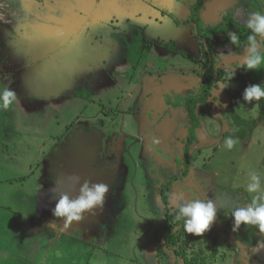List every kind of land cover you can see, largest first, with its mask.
<instances>
[{"label": "rangeland", "instance_id": "obj_1", "mask_svg": "<svg viewBox=\"0 0 264 264\" xmlns=\"http://www.w3.org/2000/svg\"><path fill=\"white\" fill-rule=\"evenodd\" d=\"M38 1L44 3L37 6ZM80 1L83 3L0 0V89L7 87L17 93V100L8 109H0V211L30 217L25 221L4 220L9 224L1 228L0 264H41L43 260L45 264H186L184 255L197 264H264V233L244 224L233 231L229 208L243 207L233 200L237 190L246 191L251 173L260 177L264 190V120L259 121L250 139L243 141L226 135L230 128L222 115V110L233 103L241 117L259 119L258 101H243L244 88L236 81L245 74L243 62L248 49L238 55L222 45L213 47L214 76L229 84L219 94V106L211 99L197 106L202 125L187 156L191 117H187L186 109L183 105L176 109L175 103L168 106L170 121L162 108L159 112L151 102L158 104L153 98L176 100L179 95L170 78L180 81L179 72L186 74L187 92H196L201 84L200 71L208 66V56L203 55L190 20L191 0L186 4L182 1L178 9L173 8L174 0H168L171 5L167 6L157 0H135L128 12L123 11L122 1ZM256 1L264 14V0ZM252 2L210 0L201 18L207 27H218L227 8L239 4L234 17L245 24L249 14L257 12ZM68 5L75 18L84 22V32L87 29L89 33L85 44L91 40L90 50H106L101 54L102 59L105 57L103 66L95 73L97 80L86 69L73 66L74 60L68 57H59L56 62L35 55L45 18L56 15L60 24L76 25L66 12ZM163 7L175 9L181 19L186 16L188 20L182 28L188 33L181 42L185 57L166 52L155 43L168 34L161 26L163 17L174 21ZM135 11L141 12L143 21L131 20ZM160 27L166 35L160 33ZM62 28L61 40L66 35L65 26ZM98 28L102 39L107 40L95 45L92 35L96 36ZM24 34L34 39L25 42ZM109 49L112 59L107 63ZM130 60L132 66H128ZM57 66L64 82H54V73L46 75L52 83H48V91L34 75L35 67L54 72ZM151 72L162 86L151 85L147 77ZM231 72L235 76L228 79ZM183 100L179 98V104ZM228 137L236 141L231 149L225 146ZM6 142L10 149L4 146ZM80 143L86 146L84 150ZM62 168L81 174L86 168V176L80 178L73 171L67 178ZM53 171L62 180L60 188L50 185ZM85 180L109 185L103 209L86 212L81 221L72 222L59 236L64 221L54 218L52 209L62 194L77 197ZM69 181L76 184V192ZM247 193L251 200L256 195ZM197 198L212 199L219 208L210 228L199 236L187 233L183 221L177 224L173 215L174 207ZM223 209L228 210L225 218ZM167 214L172 218L173 244L164 241ZM51 220L55 229L47 224ZM250 235L256 243L247 241ZM53 237L58 239L56 245L47 248Z\"/></svg>", "mask_w": 264, "mask_h": 264}, {"label": "clouds", "instance_id": "obj_2", "mask_svg": "<svg viewBox=\"0 0 264 264\" xmlns=\"http://www.w3.org/2000/svg\"><path fill=\"white\" fill-rule=\"evenodd\" d=\"M250 34L247 37V55L244 58L245 70H256L264 65V14L259 12L250 13L245 21ZM228 38L232 44H238V36L229 32ZM235 72L228 74V79H232ZM229 83L219 81L212 89L211 100L216 105H220L219 94L228 86ZM215 97L217 99H213ZM264 98V86L261 84H249L242 93L243 101L252 103L254 100L259 101ZM17 100V93L11 88L0 89V109H8ZM236 141L228 137L225 140V146L228 149L233 148ZM246 191L255 193L251 203L243 207H232L230 215L233 218L232 230L236 231L241 224L255 226L260 232L264 233V190L261 189L260 177L250 174V182L246 185ZM109 192V185L105 183H96L85 180L79 189V195L70 198L67 194H62L56 201L55 207L52 209L54 218H62L64 221V231L72 222H79L84 218L86 212H95V209H103L106 194ZM223 207V205H220ZM219 211L214 200L189 199L186 203L174 207L173 215L177 224L183 221V229L189 234L202 235L210 228V225ZM48 226L56 228L54 220L47 222Z\"/></svg>", "mask_w": 264, "mask_h": 264}, {"label": "flooded vegetation", "instance_id": "obj_3", "mask_svg": "<svg viewBox=\"0 0 264 264\" xmlns=\"http://www.w3.org/2000/svg\"><path fill=\"white\" fill-rule=\"evenodd\" d=\"M122 2H121V7H122V9H123V11L124 12H128V11H131L130 10V4H132V3H134L135 2V0H121ZM138 1V0H137ZM182 1H184L185 2V4H186V0H174V7L173 8H175V9H178V8H180V6L182 5L181 3H182ZM197 0H191V13H192V15L190 16L191 18H190V20H191V22H192V24H193V29H194V31H195V33H196V38H197V40L198 41H200V46L202 47L201 48V50H202V52H204V54L203 55H207L208 56V61H207V63H208V66H205V68H204V70L203 71H200V75H201V77H202V80H201V84H200V86H199V88H198V90L196 91V92H192V93H190V92H187V87H186V74H184L183 72L181 73V72H179L180 74H181V80L180 81H177L176 79H174V78H170V82L172 83V85H173V88L175 89V91H177V94L179 95L177 98H176V100L174 101V102H169V101H165V99L163 98V99H161V100H159V99H157V98H153V100L154 101H159L158 102V104H155V103H152L151 102V104L154 106V108L155 109H158V111L160 112V109L162 108V111L163 112H165L166 113V117L167 118H165L166 120H170L171 121V119H172V117L170 118V116H169V114H168V109H170L168 106H170L171 104H173V103H175V105H176V109H177V107H180V108H182V105H183V107H184V109H186V112H187V117H191L190 116V113H189V110H188V108H187V101H188V99L190 98V97H193V98H198V97H200L201 96V94L203 93V86H204V79H205V73H206V71L208 70V69H211L212 68V70H213V77L214 78H219L218 76H214V52H213V47L215 46V45H222L224 48H230V47H227V46H225L224 45V39H226V35L228 34V33H226V32H221L220 31V33H221V35L222 34H225V36L222 38V36H220L219 35V31H217L216 32V34H218V36H219V39L221 40V41H216L215 43H213V44H210V40H211V38H210V36L209 37H207L206 35L205 36H203L202 35V33H203V31H206V33H208V31L210 32V31H214V30H216V29H218V28H223L224 27V23H225V13H226V11L228 10V9H230V8H233V7H235L236 8V12H237V7L239 6V4L238 5H236V6H231V7H228L227 8V10L225 11V13L223 14V21L219 24V26L218 27H212V26H209V27H207L205 24H204V22H203V20H202V18H201V12H202V10L206 7V5H205V7L204 8H202V9H200V11H199V13L198 14H196L195 16H193V11H192V6L194 5V3L196 2ZM210 1V0H209ZM256 1V0H255ZM39 3H38V5L37 6H40L42 3H44V2H40V1H38ZM157 2L158 3H160V4H165L166 6H167V4L168 5H171L169 2H168V0H157ZM256 2H258V1H256ZM136 3V2H135ZM207 3H208V1H207ZM206 3V4H207ZM143 4V2H141V4H140V6ZM259 4V3H258ZM15 4H10V6H14ZM145 5H146V3H145ZM252 5L254 6V4H253V2H252ZM35 7V6H34ZM260 8V7H259ZM141 9V8H140ZM163 9V12L165 13V11L166 12H168V13H171V16L173 17V19H174V21L173 20H169L168 18H165V17H163V19L161 18V17H159V18H161L162 19V21H164V22H162L163 23V25H161V26H164V27H166V30H167V35L164 33V31H163V28H162V31H161V27H160V33L161 34H163V35H166V37H159L156 41H155V43H156V45L157 46H159V47H163L164 49L163 50H165L166 52L168 51V50H170L172 53H175V54H179L180 55V53L181 54H183L182 56H184L185 57V53L186 52H184V49H182L181 48V42H182V39L183 38H185L186 39V37H187V35H188V33H186V30H184V29H182V28H185L186 27V24H188V20L186 19V16H185V19L183 20V19H181L180 18V12H177L175 9H174V11H172V10H170V9H167V8H162ZM261 9V8H260ZM154 9H152V11H153ZM258 10V9H257ZM135 12H137V13H132L131 14V20L133 19L134 21H143L144 20V18L142 17V14H141V12H140V14H139V12L138 11H135ZM236 12H235V14H236ZM151 13V12H150ZM163 13V14H164ZM172 13H175V14H172ZM137 14V15H136ZM235 14L233 15V17L235 16ZM165 15V14H164ZM127 16H130V15H127ZM158 17V16H157ZM177 20H176V19ZM234 19H235V17H234ZM130 19H129V22H132ZM190 22V21H189ZM76 24H77V28L75 27V25H74V27H75V34H80V35H82V36H85L86 38H89V33H88V31H87V29H85L86 30V33L84 32V29H83V23H81V20H77V18H76V22H75ZM161 23V24H162ZM158 24H159V22H158ZM180 24V25H179ZM181 31V32H180ZM180 32V33H179ZM211 33V32H210ZM93 36V40H94V44L96 45V44H100L101 42H103V43H106V41L105 40H107V37H105V39H102V37H103V33L101 34V29L100 28H98V30L96 31V36L95 35H92ZM91 36V37H92ZM161 38V39H160ZM222 39H223V42H222ZM185 41V40H184ZM88 42H91V40L89 39L88 40ZM87 42V45H89V46H87L86 44H85V46L84 47H86V51H87V54H88V51H91L92 53H89V54H92V55H96V53H97V57H96V59H95V61L93 62V63H91L90 64V70L88 69V66L86 67L85 65H83V66H81L80 68H84V69H86L85 70V72L87 71V72H89V74H90V77L92 76V79H95V80H97L96 78V75H95V73H97V71L96 70H98V66L100 67V68H102V61L105 59V57L102 59V56H101V54L104 52V55H105V52H106V50L105 51H103V50H101L100 48H94V49H92V50H90V44ZM246 48H247V45H245L244 46V48L242 49V50H240V51H238V50H236V49H232V51L235 53V54H238V55H241L243 52H245L246 51ZM231 49V48H230ZM110 50L111 49H109L108 50V53H109V55L107 56V59H106V61H104V62H107L108 63V61L109 60H111L112 59V57H111V55H110ZM125 57H128L127 56V53H126V56ZM196 57H192V60L193 61H196ZM132 60V59H131ZM131 60L129 61V63H128V66H132V62H131ZM101 61V62H100ZM84 64V63H83ZM244 67V66H243ZM138 69V68H137ZM245 69V68H244ZM153 72V71H152ZM151 72V74L150 75H148L147 77L148 78H151V80H150V83H151V85L152 86H154V85H163V83H161V80H157V78L156 77H154V75H153V73ZM245 72H246V70H245ZM160 75H162V74H160ZM89 77V78H90ZM96 77V78H95ZM220 80H216V82L214 83V85H213V87L210 89V91L208 92V94H207V97H206V99H204V100H202V101H199V102H197L196 103V109H197V106L198 105H200V104H206V103H208V101L211 99L210 97L212 96V89L217 85V83L219 82ZM181 84H183V85H181ZM188 85H189V83H188ZM195 91V90H194ZM202 97V96H201ZM200 97V98H201ZM179 98H184V100L182 101L183 103L182 104H179V102H178V99ZM164 100V101H163ZM162 103H163V105H162ZM233 106V103H230L224 110H222V115H223V120L225 119L226 121H227V123H228V125H229V122H228V120H227V118H226V113H227V111H228V108L230 107V106ZM173 109H175V106L173 107ZM172 109V110H173ZM196 111V110H195ZM128 112V111H127ZM131 113V112H130ZM237 113V112H236ZM157 114V113H156ZM159 115V114H158ZM196 115H197V117H198V119H199V121H200V125H199V127L197 128V130L201 127V125H202V122H201V119L199 118V116H198V113H197V111H196ZM164 119V120H165ZM170 121H169V125H171V123H170ZM165 122V121H164ZM190 122H191V119H190ZM171 127H172V125H171ZM191 127V126H190ZM229 128H230V131L229 132H231L232 130H231V127H230V125H229ZM197 130H196V132H197ZM78 144V142L76 141L75 142V145H77ZM80 145V147H81V149H83V148H85L86 146L84 145V143L82 144V143H80L79 144ZM88 146H89V144H87ZM83 146V147H82ZM84 150V149H83ZM190 151V150H189ZM88 152V151H87ZM189 156V155H188ZM69 161V160H68ZM187 172V171H186ZM173 182V181H172ZM237 205H239V204H241L242 206H243V204L241 203V202H239L237 199L236 200H233ZM223 211H225L224 209H223ZM227 212H228V210H226ZM165 241V244H166V240H164ZM254 243H256V241H253ZM165 244H164V246H165ZM173 244V243H172ZM185 259V258H184Z\"/></svg>", "mask_w": 264, "mask_h": 264}, {"label": "trees", "instance_id": "obj_4", "mask_svg": "<svg viewBox=\"0 0 264 264\" xmlns=\"http://www.w3.org/2000/svg\"><path fill=\"white\" fill-rule=\"evenodd\" d=\"M207 1L209 0H197L194 5L192 6V11H193V16H195L196 14L199 13L200 9L204 8ZM253 4L254 6L258 9L257 12L262 13L261 9L259 8V4L258 2H256L255 0H253ZM236 12V8H230L226 11L225 13V23H224V27L223 28H218L214 31H208V33H206V31H203L202 35L203 36H207L211 38L210 40V44L215 43L216 41H221L219 39L218 34H216L217 31H221V32H232L235 33L238 36V40L239 43L238 44H232L228 38V34L226 35V39H224V42L222 40V42L224 43L225 46L230 47L231 49H236L238 51L242 50L244 48L245 45H247L248 41H247V37L250 34V30L247 29L246 24H242L239 20H235L233 15ZM239 28V30L237 32H235V29ZM219 78H214L213 77V70L208 69L205 73V79H204V86H203V93L201 94V98H193L190 97L187 101V108L189 110L190 116H191V127H190V134L187 140V146H186V155H189V147L191 145V143L193 142V140L196 137V130L200 125V121L196 115V103L199 101H202L204 99H206L208 92L210 91V89L213 87L214 83L216 82V80H218ZM236 81H239L242 83L243 88H245L247 85L249 84H261L262 86H264V65H262L259 69L256 70H249L245 72V74H241L238 76V78H236ZM258 105H259V119H245L243 117H241L240 115H238L233 106L231 105L228 108L226 115V118L229 122V125L231 127V132H227L226 135L229 136H234L237 138H240L243 141H248L250 139V137L253 135L255 129L258 127L259 125V121L264 120V98H261L258 101ZM186 174V173H185ZM170 185L172 183V181L169 182ZM169 187V186H168ZM237 194H235V198L241 202L243 204V206H247L248 204L251 203V198L249 197L248 193L245 190L239 189L237 190ZM222 218L226 217L227 211H222ZM171 216L169 214H167V227H166V235H165V240L167 244H172L176 242V238L175 235L173 233V224H172V220H171ZM250 238V239H249ZM255 241V237L254 235H250L247 238V241ZM186 264H197L196 260H189L188 257L186 255H184ZM204 263V262H203ZM201 263V264H203Z\"/></svg>", "mask_w": 264, "mask_h": 264}, {"label": "crops", "instance_id": "obj_5", "mask_svg": "<svg viewBox=\"0 0 264 264\" xmlns=\"http://www.w3.org/2000/svg\"><path fill=\"white\" fill-rule=\"evenodd\" d=\"M120 1L121 0H117L118 3ZM79 3H83V2L79 0ZM68 6H69V8H66V12H69V14L71 16H73L72 17L73 20L76 22V18H75L74 14H73L74 11L71 8L72 6H70V5H68ZM32 10L36 11V8L34 7V9L32 8ZM59 17L60 16L56 17V15H55L54 17L49 18V19H46L45 18V20L43 22L45 24L44 29L43 30L40 29L39 30L40 33L39 34L37 33L38 35H42V37H41L38 45L35 46V48H36L35 55L39 54V55H42V58L44 57V58L53 59L56 62L59 61L58 60L59 57H61V59L65 58V57H68V59L74 60L71 63L73 66L75 65V67H79L80 68L81 66L85 65L87 67L88 65H90L91 63H93L95 61V59L97 57V53H96V55H92V54H89V53H92V52L91 51H88V54H87V51H86L87 49H86V47H84L85 46V42H86L85 41L86 40V37L80 35L79 33L78 34H75V27L77 28V24L75 25V27H74V25L71 26V25H66V24L65 25L64 24H60V21L61 20L59 19ZM82 22L83 21L81 20V23ZM63 26H65L66 35H63L62 36V40H61L60 37H59V32H62V33L64 32V29L62 28ZM40 27H43V26H40ZM56 28H58V31L55 30ZM51 38H53V39H51ZM61 42L64 43V44L59 47V45H60ZM32 43H34V41ZM88 43L90 44V42H88ZM87 46H89V45H87ZM54 50H58V51H55L54 52ZM101 50H103V49H101ZM102 54H104V53H102ZM93 59H94V61H93ZM49 68H51V67H49ZM30 69L32 70V68H30ZM35 69L36 70L34 72V75H37L38 76L39 82H42L44 89H46L48 91L50 89V88L48 89V87H47L48 86V83H50V84H52V83H51V81H49V78L48 79H45L46 75L48 76V75H51L52 73H54V76H55L53 78L54 79V82H56V81H58V82L59 81L60 82H64L63 73L60 70V66L55 67L54 69H56V71H54V72H52L53 70L50 71V70L42 69L40 67H35ZM43 75H44V77H43ZM31 77H33V75ZM26 81L29 82V79H26ZM12 141H14V139ZM9 145L10 144L8 142H6L4 144V146H6L8 149H10L11 145L10 146ZM14 145L16 147L18 146L15 142H14ZM68 169H69V167H68ZM61 171H62V173H64V176L67 177V178H71V174H72L73 171L76 172V174H77L78 177L80 176V178H82L83 175H85V173H86L85 172L86 171V168L83 170L84 171V174H81L79 171H76L75 169H73L72 171L64 172V168H62ZM52 174H53V179L50 182V185L54 184V185H52V187H55V186L58 185L59 188H60V183H61L62 180H58V174H57V172L53 171ZM68 183H70L71 185H73L71 187H73L74 190H75V192H76V189H77L76 184L73 183L72 181H69ZM47 186H48V184L45 185V188ZM73 188H72V190H73ZM10 213H13V212L0 211V233L1 234H2V231H1L2 226H4V225L7 226L9 224V223H7L5 221H8V222H10V221L11 222L12 221L14 222V220L15 221L16 220L17 221H19V220H24L25 221V220H28L30 218L29 216H21V215H14V216L11 215L10 216ZM2 230L5 231L6 229L5 230L2 229ZM7 230L10 231L11 228L8 227ZM63 233H65V232L60 230V232H59L58 235L61 236ZM57 240L58 239H55L53 237L52 241L48 244L47 248L49 246L52 247V245H54V244L56 245ZM40 247H43V246L40 245ZM0 248H1V246H0ZM11 249H12V247H11ZM59 257H61V255ZM4 260H7V258L4 259ZM45 261L46 260H43L41 264H45Z\"/></svg>", "mask_w": 264, "mask_h": 264}, {"label": "snow or ice", "instance_id": "obj_6", "mask_svg": "<svg viewBox=\"0 0 264 264\" xmlns=\"http://www.w3.org/2000/svg\"><path fill=\"white\" fill-rule=\"evenodd\" d=\"M22 39H24L25 42H30L31 40L34 39V36H30V35L24 34Z\"/></svg>", "mask_w": 264, "mask_h": 264}]
</instances>
